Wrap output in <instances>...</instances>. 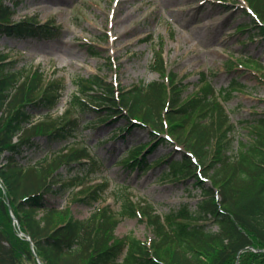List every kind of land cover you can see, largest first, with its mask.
Returning <instances> with one entry per match:
<instances>
[{
	"label": "trees",
	"instance_id": "trees-1",
	"mask_svg": "<svg viewBox=\"0 0 264 264\" xmlns=\"http://www.w3.org/2000/svg\"><path fill=\"white\" fill-rule=\"evenodd\" d=\"M244 2L250 22L236 30L253 24L256 31L249 30L247 38L264 36V0ZM22 3L0 0V35H61L52 22L33 16L13 19ZM163 45L160 38L150 61L157 79L123 87L99 73L74 77L76 90L61 113L62 78L0 49V264H264V106L237 125L225 102L243 84L232 77L216 89L215 72L208 70L199 72L189 88L185 76L168 68ZM241 62L264 81L258 59ZM135 127L146 129L150 138L127 147L114 164L142 172L159 164L154 181L179 182L190 195L198 190L194 203L158 212L120 184L111 192L117 209L98 204L87 217L76 218L68 207L49 205V194L69 198L78 193L77 201L88 205L102 200L109 188L101 176L105 160L90 151L88 142L79 145L78 138L94 129L110 140H125ZM167 143L181 146L179 152L148 160ZM84 174L92 176L85 180ZM96 177L101 182L83 186ZM12 215L30 241L18 235ZM125 217L145 223L152 237H118L115 228Z\"/></svg>",
	"mask_w": 264,
	"mask_h": 264
},
{
	"label": "rangeland",
	"instance_id": "rangeland-1",
	"mask_svg": "<svg viewBox=\"0 0 264 264\" xmlns=\"http://www.w3.org/2000/svg\"><path fill=\"white\" fill-rule=\"evenodd\" d=\"M245 8L243 0H23L14 19L36 15L41 22L58 25L62 34L44 40L0 35V48L10 56L39 65L50 77L62 78L63 90L57 105V113H61L69 94L76 90L71 81L74 77L99 73L123 87L139 80L157 79V73L150 69V61L154 44L162 38L168 68L179 78L185 76L184 82L189 88L197 81L199 72L207 70L215 72L211 80L216 89L227 86L232 77L243 84L242 89L236 90L225 102L231 120L239 125L252 110L259 111L264 106V81L258 71L241 62L244 57H252L264 65V36L257 34L247 38L249 30L256 31L253 24L242 31L235 29L241 23L250 22ZM88 45L93 46L99 56L91 55ZM117 123L107 126V130ZM105 126V123L101 125ZM95 131L88 129L87 136L81 134L78 139L82 142L79 145L88 142L90 151L105 159L101 176L107 180L109 188L104 198L88 205L77 201L81 196L78 193L69 198L49 194V205L68 207L76 218L87 217L98 204L109 203L117 209L111 192L120 184L127 185L135 199L154 203L158 212L198 199V190L193 189L189 195L179 182L154 183L161 170L159 164L141 175L136 169L113 166L127 147L148 141L150 134L146 129L135 127L125 140L116 138L108 143L101 142L105 133ZM174 146L171 143L159 145L148 155V160L173 151ZM172 155H176L175 152ZM61 171L66 172L65 168ZM89 176L92 175H85V180ZM99 181L100 178H95L86 185ZM114 232L118 237L127 234L141 240L152 237L145 223L130 217L122 218Z\"/></svg>",
	"mask_w": 264,
	"mask_h": 264
}]
</instances>
